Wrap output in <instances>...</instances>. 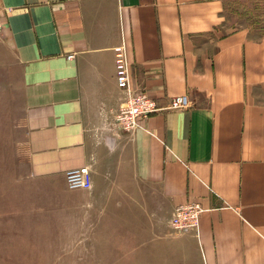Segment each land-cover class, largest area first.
<instances>
[{
  "label": "crops",
  "instance_id": "crops-1",
  "mask_svg": "<svg viewBox=\"0 0 264 264\" xmlns=\"http://www.w3.org/2000/svg\"><path fill=\"white\" fill-rule=\"evenodd\" d=\"M227 2L0 0L31 177L63 187L90 170L91 190L45 193L76 209L85 246L137 248L130 264H264V36L230 26ZM118 46L131 91L159 109L131 133L115 125ZM177 96L189 108L171 110ZM188 203L198 228L175 233Z\"/></svg>",
  "mask_w": 264,
  "mask_h": 264
},
{
  "label": "rangeland",
  "instance_id": "rangeland-1",
  "mask_svg": "<svg viewBox=\"0 0 264 264\" xmlns=\"http://www.w3.org/2000/svg\"><path fill=\"white\" fill-rule=\"evenodd\" d=\"M225 10L230 26L264 36V0H229ZM0 54V264H130L137 248L85 246L76 209L46 198L71 191L65 183L31 177L17 71L9 52Z\"/></svg>",
  "mask_w": 264,
  "mask_h": 264
},
{
  "label": "built area",
  "instance_id": "built-area-1",
  "mask_svg": "<svg viewBox=\"0 0 264 264\" xmlns=\"http://www.w3.org/2000/svg\"><path fill=\"white\" fill-rule=\"evenodd\" d=\"M3 20L0 11V34L3 29ZM115 73L117 88L126 92L127 96L123 106L119 109L115 125L122 131L133 132L139 122L148 119L159 111L155 100L144 92H132L130 74L126 62V54L123 46L114 49ZM68 59H72L69 56ZM190 101L187 96H177L169 100L171 110H184L189 108ZM65 184L71 191H89L92 188L91 173L88 167L72 169L65 173ZM203 209L197 203H188L179 206L171 221L175 231L185 233L196 230L199 225V217Z\"/></svg>",
  "mask_w": 264,
  "mask_h": 264
}]
</instances>
